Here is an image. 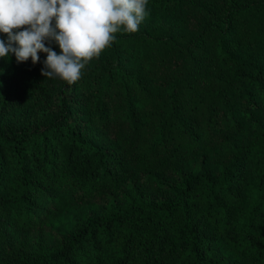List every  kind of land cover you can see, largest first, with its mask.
<instances>
[{
	"label": "trees",
	"instance_id": "obj_1",
	"mask_svg": "<svg viewBox=\"0 0 264 264\" xmlns=\"http://www.w3.org/2000/svg\"><path fill=\"white\" fill-rule=\"evenodd\" d=\"M114 36L71 85L0 57V264H264V0Z\"/></svg>",
	"mask_w": 264,
	"mask_h": 264
},
{
	"label": "clouds",
	"instance_id": "obj_2",
	"mask_svg": "<svg viewBox=\"0 0 264 264\" xmlns=\"http://www.w3.org/2000/svg\"><path fill=\"white\" fill-rule=\"evenodd\" d=\"M148 0H0V57L15 54L18 62L40 61L47 53L42 74L77 82L121 29L139 30ZM58 43L60 53L45 41Z\"/></svg>",
	"mask_w": 264,
	"mask_h": 264
},
{
	"label": "rangeland",
	"instance_id": "obj_3",
	"mask_svg": "<svg viewBox=\"0 0 264 264\" xmlns=\"http://www.w3.org/2000/svg\"><path fill=\"white\" fill-rule=\"evenodd\" d=\"M65 217H68L70 219H66ZM63 218H65L63 221H64V224H67V222H71V218L73 219L74 218V211H70L67 215L65 214V216H63ZM56 232V231H55Z\"/></svg>",
	"mask_w": 264,
	"mask_h": 264
}]
</instances>
